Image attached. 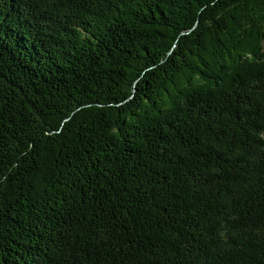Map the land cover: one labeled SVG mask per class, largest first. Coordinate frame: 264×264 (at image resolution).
<instances>
[{"label":"trees","instance_id":"16d2710c","mask_svg":"<svg viewBox=\"0 0 264 264\" xmlns=\"http://www.w3.org/2000/svg\"><path fill=\"white\" fill-rule=\"evenodd\" d=\"M0 264H264V0H0Z\"/></svg>","mask_w":264,"mask_h":264}]
</instances>
